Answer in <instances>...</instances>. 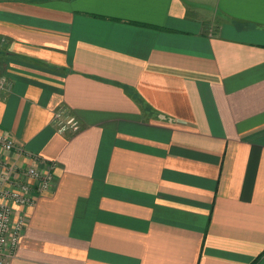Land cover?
I'll return each instance as SVG.
<instances>
[{"label": "crops", "instance_id": "1", "mask_svg": "<svg viewBox=\"0 0 264 264\" xmlns=\"http://www.w3.org/2000/svg\"><path fill=\"white\" fill-rule=\"evenodd\" d=\"M0 76L56 166L10 264H264V0H0Z\"/></svg>", "mask_w": 264, "mask_h": 264}, {"label": "built area", "instance_id": "2", "mask_svg": "<svg viewBox=\"0 0 264 264\" xmlns=\"http://www.w3.org/2000/svg\"><path fill=\"white\" fill-rule=\"evenodd\" d=\"M6 84L0 76V88ZM59 133L77 129L73 118L65 120L61 112L53 117ZM28 164L23 167L18 158ZM55 164L30 154L8 135L0 133V264H10L21 242L26 213L37 197L51 193L55 186Z\"/></svg>", "mask_w": 264, "mask_h": 264}]
</instances>
